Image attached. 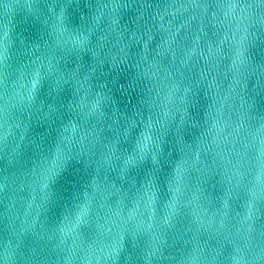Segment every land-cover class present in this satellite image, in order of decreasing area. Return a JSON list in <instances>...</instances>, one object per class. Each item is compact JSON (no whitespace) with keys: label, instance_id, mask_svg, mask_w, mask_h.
<instances>
[{"label":"water","instance_id":"95a60500","mask_svg":"<svg viewBox=\"0 0 264 264\" xmlns=\"http://www.w3.org/2000/svg\"><path fill=\"white\" fill-rule=\"evenodd\" d=\"M0 264H264V0H0Z\"/></svg>","mask_w":264,"mask_h":264},{"label":"clouds","instance_id":"9594fccd","mask_svg":"<svg viewBox=\"0 0 264 264\" xmlns=\"http://www.w3.org/2000/svg\"><path fill=\"white\" fill-rule=\"evenodd\" d=\"M191 7H196V5H192Z\"/></svg>","mask_w":264,"mask_h":264}]
</instances>
